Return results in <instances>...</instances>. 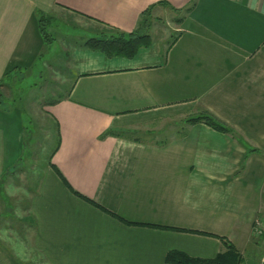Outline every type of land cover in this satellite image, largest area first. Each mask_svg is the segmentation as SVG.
Returning <instances> with one entry per match:
<instances>
[{
	"label": "crops",
	"instance_id": "0c3cea01",
	"mask_svg": "<svg viewBox=\"0 0 264 264\" xmlns=\"http://www.w3.org/2000/svg\"><path fill=\"white\" fill-rule=\"evenodd\" d=\"M149 6L151 43L133 56L84 44L132 33ZM37 12L51 36L55 21L89 35L61 49L69 79L47 104L46 163L32 161L34 142L18 159L20 119L0 110V185L21 164L38 169L20 229L1 227L0 264H168L171 249L215 256L221 237L241 264H264V0H0V81L46 48ZM201 111L235 135L203 122L180 134ZM166 129L164 142L115 134Z\"/></svg>",
	"mask_w": 264,
	"mask_h": 264
},
{
	"label": "rangeland",
	"instance_id": "374dc122",
	"mask_svg": "<svg viewBox=\"0 0 264 264\" xmlns=\"http://www.w3.org/2000/svg\"><path fill=\"white\" fill-rule=\"evenodd\" d=\"M162 20L173 25V21L169 17H164ZM52 33L53 37H51L49 46H46L40 56L36 57L30 66L20 67L13 73L15 76L14 80L12 79L13 84L9 85L11 80L8 79L6 82L9 84L0 86V110L14 111V114L18 115L20 119L23 130V142L20 147L24 156L20 154L18 159L23 160L28 155L30 144L34 142L31 149L33 152L32 161L35 160L36 166L47 162L54 147V137L49 128L50 123L46 110L47 104L65 92L69 79L67 61L60 54L61 49H66L68 46L66 43L68 37L89 35L82 28L75 25H64L61 21H55L52 25ZM170 134H172V130L166 129L158 135L154 134L149 137L143 132L137 135L155 141L166 138ZM26 164H21L22 167L19 165L10 177L6 178V186L0 185V193H3L0 196V231L1 227L8 230L14 228L13 232L16 233L20 229V225L23 224L19 222V216L23 215L20 212L26 209L27 196L34 188L32 186L33 177H37L38 174V169L32 173L29 164ZM30 189L32 190L30 191ZM3 197L7 201H3Z\"/></svg>",
	"mask_w": 264,
	"mask_h": 264
},
{
	"label": "trees",
	"instance_id": "16d2710c",
	"mask_svg": "<svg viewBox=\"0 0 264 264\" xmlns=\"http://www.w3.org/2000/svg\"><path fill=\"white\" fill-rule=\"evenodd\" d=\"M160 4L166 5L167 3H165L164 1H160ZM151 9L152 6H149L143 11L140 24L137 27V30L133 31L132 33L125 34L123 32L110 29L108 30L109 32L103 33V35L99 38L98 37L89 38L84 44L87 45V47H89L90 49L101 51L108 56H120V55H124L128 57L133 56L139 47L148 46L151 43V36L146 32L151 25V20H152ZM170 9L177 15L175 20L177 22H180L182 20V18L179 15L181 9L174 8L172 6H170ZM37 14H38L39 30L43 40L45 41V46L48 47L52 37L48 32V28L50 26L49 21L51 20V18L50 16L43 14L41 12H37ZM17 68L20 67H14L11 70H8L7 73H5L2 80L0 81V85L3 84L4 82L8 84V82H6V80L8 79L11 80L12 83L13 82L12 79L14 80L15 78V76L13 75V73L15 72L12 71ZM197 122H203L204 124L208 125L209 127L217 131L235 135L233 129L228 124L217 118L209 111H201L197 114H192L185 117L182 122L183 126H181L180 134L185 133L186 131L185 126ZM115 134H117L120 137L134 139L138 141L143 140V138L135 134L134 131H130V130L115 131ZM165 140L167 139L163 138L157 141L164 142ZM254 150L255 149H250V151H254ZM13 170L9 173L14 172ZM79 196L86 199L82 195ZM89 202L99 207L100 209L105 210L94 201L89 200ZM119 219L127 224H130V222L122 218ZM221 242L223 244L222 250L213 257L203 258V257L191 256L185 253L184 251L171 249L168 250L165 254V262L168 264H241L242 256L235 247V245L230 240L224 237H221Z\"/></svg>",
	"mask_w": 264,
	"mask_h": 264
},
{
	"label": "built area",
	"instance_id": "2783aa9c",
	"mask_svg": "<svg viewBox=\"0 0 264 264\" xmlns=\"http://www.w3.org/2000/svg\"><path fill=\"white\" fill-rule=\"evenodd\" d=\"M255 232L256 233H261V225L259 224V222H257L256 226H255Z\"/></svg>",
	"mask_w": 264,
	"mask_h": 264
}]
</instances>
